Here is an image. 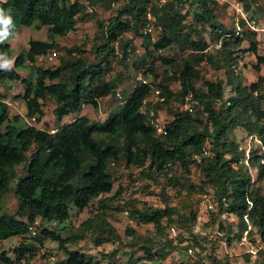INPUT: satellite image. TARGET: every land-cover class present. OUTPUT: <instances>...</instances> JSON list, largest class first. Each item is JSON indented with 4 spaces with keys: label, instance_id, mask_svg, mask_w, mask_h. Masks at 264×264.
I'll list each match as a JSON object with an SVG mask.
<instances>
[{
    "label": "trees",
    "instance_id": "obj_1",
    "mask_svg": "<svg viewBox=\"0 0 264 264\" xmlns=\"http://www.w3.org/2000/svg\"><path fill=\"white\" fill-rule=\"evenodd\" d=\"M115 1L118 0H92L93 12L90 13L81 0H0V8L10 10L14 33L35 21L50 30L51 41L30 40L28 51L17 58L16 67L25 66L26 60L34 64L37 57L45 58L59 47L57 37L75 30L81 18L93 17L98 3L110 5ZM182 1L171 0L163 9H153L162 31L156 41L151 34L142 32L153 0H124L106 21L97 20L94 37L97 53L93 61L75 56L80 50L74 46L67 49L69 57H60L56 68L44 65L34 68L36 82L33 86L16 68L0 69V85L6 80L24 84L22 98L28 116L35 115L40 120L44 116V103L52 97L57 103L54 111L62 118L89 104L97 108L100 98L125 95V88H121L123 71L109 80L105 77L113 74L114 60L127 67L131 54L135 53L132 40H125V35L141 36L145 51L133 61V66L136 70L146 67L144 75H153L151 85L161 89L164 101L154 104L155 115L159 116L163 108L174 115V119L168 121L167 131L159 133L142 112L151 86L136 81L129 95L122 96L120 110L107 119L92 121L83 115L50 133L49 128L29 125L21 115L11 117L0 91V201L12 191L11 185L19 177L14 189L18 200L16 213L0 214V245L13 236L24 238L37 222V234L31 236L34 242H20L15 249L16 261L30 263L37 249L44 247L49 239L58 242L65 252V257L57 264H100L91 254L68 248L69 244L83 240L90 230L96 248L110 242L127 248L123 252L120 248L99 252L107 262L165 264L172 251L192 247L195 253L196 247H202L205 236L192 231L198 220L196 204L202 195H211L217 201L218 212L213 216L229 213L237 217V237L241 238L246 231L252 235L255 228L264 242V75L247 86L237 73L245 52L255 56L254 69L261 70L264 54L260 49L264 41L259 38L261 34L254 31L244 29L237 34L234 20L231 28L220 21L215 10L217 0H191L186 11L180 6ZM240 1L255 15L253 0ZM190 16L193 21L188 23ZM207 34L215 43L214 49ZM244 43H247L246 48H242ZM171 48L178 49H174V56L161 53ZM0 52L10 57V44H0ZM71 54L75 57L71 58ZM160 67L163 73L158 72ZM209 69L225 71L227 78L211 80L207 78ZM174 82L180 84L175 93L171 91ZM227 88L232 91L229 98L225 97ZM188 95L195 101L193 110L177 111L175 103L184 101ZM238 126L260 140V143L254 141L249 157L246 151L240 150L239 143L230 138L229 134ZM25 161L27 174L20 177L16 167ZM112 164L140 168L141 173L151 179L165 177L166 184L158 194L163 207H137L133 203L129 206L130 218L140 224H153L156 235L138 236L133 228H128L127 233L132 238L124 242L104 214L97 213L95 218L80 225V231L64 238L61 233L66 226L63 224L70 217L72 205L84 210L99 198L101 208L111 206L112 198L101 197L113 190ZM193 165L200 172L199 182L190 177ZM177 168L183 174H177ZM252 169L257 171L256 179L252 177ZM168 189L177 191L176 204L172 203ZM117 193L119 195L121 189ZM38 219L58 225L39 224ZM174 226L182 232L176 237L166 234L167 229ZM218 231L226 232L231 242L233 224L227 231L219 224ZM184 232L191 236V243L182 247L186 239ZM121 255H125V261L120 260ZM196 257L192 264H201L200 254ZM211 258L213 264H230L225 259ZM12 263L7 252L1 251L0 264ZM253 264H264V250L259 251L258 260Z\"/></svg>",
    "mask_w": 264,
    "mask_h": 264
},
{
    "label": "rangeland",
    "instance_id": "obj_2",
    "mask_svg": "<svg viewBox=\"0 0 264 264\" xmlns=\"http://www.w3.org/2000/svg\"><path fill=\"white\" fill-rule=\"evenodd\" d=\"M218 4L215 7L218 19L222 21L227 27L232 26L233 16L231 11V6L229 2L226 0H217ZM240 1V0H239ZM184 2V4H183ZM191 0H183L181 8H184L186 11L189 8ZM243 2V1H241ZM124 3V0H118L112 2L108 5V2H100L95 6V11L93 17L86 16L84 19H80L78 25L75 30L70 32L65 36H60L56 38V42L59 45L55 50L58 52V57L52 62H44V58L37 57L34 64H31L26 60L25 66L16 67V60L21 54H26L29 49L30 40H39L44 42H50V30L49 27L44 25H40L38 21H35L31 26H21L14 33V36L10 37L8 40L4 41L0 44H10L11 55L8 57L9 59L14 61L13 67L16 68L17 72L21 75L23 79L27 78L32 86L36 82V76L34 72V68L44 65V67H53L56 68L60 63V57H69L67 53V49L72 47H78L80 51L76 53L75 56H82L87 61H93L96 57V49L94 46L95 36L97 34V20L106 21L110 16L116 13L119 6ZM245 4V2H243ZM258 3L259 6L254 9L256 17L260 20V22L264 23V0H253V4ZM246 7V6H245ZM193 17L190 16L187 18V22L190 23L193 21ZM209 33V29L207 30ZM162 31L158 26L155 33L152 34V39L154 41L158 40L161 37ZM133 38V39H132ZM207 38L212 45L214 41L211 40L209 34H207ZM262 41H264V34L259 37ZM125 40H132V45L135 47V53L131 54L130 61L127 62V67L117 63V61H113V69L112 72L106 76L105 79L109 80L119 71L124 72V79L121 88H125V95L121 94V96L114 97H104L99 99V106L96 108L93 105L89 104L81 109L74 111L68 115H65L62 118H59L55 113V108L57 103L54 98L48 97L47 101L43 105L44 116L41 117L40 120H37L36 125L45 128H58L64 123L73 121L79 116L86 115L92 121H103L120 110V103L123 101L122 99L129 95L132 90V87L137 81L139 76L146 77L148 80L153 82V75L148 74L144 75L146 67H143L139 70H136L133 66V61L139 59L144 53L143 47V37H133L132 34H127L124 37ZM247 43L242 45V48H246ZM177 48L167 49L162 54L167 56H174ZM1 53V52H0ZM260 53L264 54V42L261 45ZM243 57L240 59L239 67L237 69V74L240 76V80L243 84L249 86L252 82H257L260 75H264V66L261 67L260 71L254 69V63H256V58L253 54L248 52L242 53ZM71 54V58L75 57ZM152 59H150L151 62ZM153 62V61H152ZM157 65H160V62H155ZM159 73H163V68L160 67L158 70ZM207 78L209 79H219V78H227L225 75V71H214L213 69L208 70ZM180 84L178 82H174L171 87V91L175 93ZM154 89H160L158 86L153 85ZM161 90V89H160ZM0 91L5 96V99L11 101H18L19 104L13 110L11 117L15 115H21L22 117H27L26 104L23 101V94L25 92V87L22 81L16 80H6L0 85ZM232 91L227 88L226 98L231 96ZM123 96V98H122ZM122 98V99H121ZM183 104V101L175 103V109L177 111L180 110V106ZM264 109V102H263ZM160 116L164 122H168L173 120L174 115L168 113L167 109L163 108L160 112ZM25 120V119H24ZM166 120V121H165ZM230 138L237 141L239 143L240 150H244L247 152L248 145H253L255 141V137L252 138L249 135L248 131L243 126H238L232 130L229 134ZM99 137V136H97ZM27 165V161L23 162L21 165L16 167V172L18 176H25L27 174L25 170V166ZM110 171L114 177L113 190L109 194L103 195L101 198H112V202L110 203V207L101 208L98 203V199L92 201L89 206L84 210L77 209L74 205L70 207V217L66 220L63 226H66V230L62 231L61 235L64 238L73 235L76 233L80 225L88 220L89 218H95L96 214L103 213L107 222L115 229V231L120 235L121 239L126 242V240H131V236L128 235L127 229L133 228L136 232V235L141 236H155L156 227L153 224H140L135 220L130 218V203L135 204L137 207L142 206H154V207H163V201L159 197V192L161 191L163 185L166 184V179L164 176H157L155 179H151L141 173V169L137 167H126L124 164L120 165H111ZM177 174H183L180 168L176 169ZM252 177L256 179L257 171L252 169L251 171ZM190 177L195 182L200 181V172L195 168V166H191ZM171 175V174H169ZM19 178V177H18ZM18 178L12 183V191L6 193L1 201H0V214L9 213L15 214L18 208V200L14 194V189L17 184ZM121 186V188H120ZM264 187V182H263ZM121 189V193L117 195L118 191ZM116 192V193H115ZM168 193L172 197V203H177V191L168 189ZM116 194V195H114ZM116 196V197H114ZM201 200L198 204H196V208L198 211V220L196 224L193 226L192 231L194 234H199L201 236H205V240L203 241L202 247H196V251L194 254L190 255L188 250L181 251H172L169 257L167 258L165 264H171L176 262H189L193 263L194 260L197 259V255L201 256V264H213L211 256L216 257L217 259H225L230 264H253L258 260L259 251L264 250V242L260 238L256 229H253V234L250 233L244 235L239 238L236 236L237 232V224L238 219L235 215L225 213L220 217H215L213 214L218 212L217 201L211 195H202L200 196ZM216 218V221H213ZM48 224L46 220L38 219V223ZM57 226L58 224L55 222H51L48 225ZM222 224L225 227V231H227L228 226L233 224L234 226V234L231 235V242H228L226 232H219L218 226ZM227 228V229H226ZM80 231V230H79ZM180 232H182L181 228L176 226L173 229H167L166 234L177 236ZM92 231L88 230L85 233V238L78 243L69 244L68 248L70 250H80L83 252H87L94 256L96 259L100 260V264H117L114 262H107L106 259L101 257L99 252L103 251L105 253L110 252L115 248H120L121 252L126 250L125 246L117 243H106L101 247L96 248L93 245V236L91 235ZM185 241L182 243V247L187 246L191 243V236L188 232H184ZM207 237V238H206ZM162 239H165V236H162ZM24 240L26 242H34V239L31 236H13L9 239L4 240L0 245V252L6 251L7 255L13 260L12 264H24V260L21 262L16 261L15 249L20 244V242ZM203 248V249H202ZM36 252V251H35ZM256 252V253H255ZM142 254V252H140ZM249 256V257H248ZM65 257V252L59 248L58 242H54L52 240H46L44 247H39L37 249L35 257L30 260V263L25 264H57V262ZM227 258V259H226ZM126 259L125 255H121L120 260ZM119 263H122L120 262ZM125 261V260H124Z\"/></svg>",
    "mask_w": 264,
    "mask_h": 264
},
{
    "label": "built area",
    "instance_id": "obj_3",
    "mask_svg": "<svg viewBox=\"0 0 264 264\" xmlns=\"http://www.w3.org/2000/svg\"><path fill=\"white\" fill-rule=\"evenodd\" d=\"M91 1L92 0H81V2L86 6L87 12H90V13L93 12ZM226 1L229 2V5L231 6L232 16H233L234 25L236 27L237 34H240L244 29L254 31L260 34H264V23L260 22V20L256 17V15L248 11L243 2L239 0H226ZM170 2L171 0H153L152 7L149 8L146 13V24L142 30L144 35H147V34L152 35L155 33L156 29L158 28V25H157L158 16L154 12L153 9L161 10L164 7H166ZM258 6L259 4L255 3L253 4L252 8L256 9ZM57 57H58V52L54 49L50 54H48L44 58L45 59L44 62H52ZM137 81L143 84L150 85L152 89L144 101L142 112L144 114H147L148 121L153 126H155V128L157 129L159 133H165L167 131L168 122L166 120H165L166 122H164V120H162L160 115L156 116L155 109H154V104L157 101H161V102L164 101V98L161 97V90L154 89L153 86L151 85V81L148 80L146 77L139 76L137 78ZM4 102L7 104V107L10 113H12L13 110H15V108L19 104V102L16 100L11 101L8 99H4ZM194 103L195 101L191 95L186 96L185 100L183 101V104L180 106L179 111H192ZM24 119L29 125H33V126L34 125L36 126V123L38 120V118L35 115L24 117ZM172 119H174V117ZM56 130L57 128L56 129L52 128L49 130V132L55 133ZM253 137L254 136H252V138ZM255 141L260 143V140L258 137H255ZM249 153H250V146L248 145L247 152H246L247 157H249ZM36 225H37V222L35 223L34 226L31 227L30 232L28 233V236H34L37 234ZM244 234L247 235L248 231H246ZM188 253L190 255L194 254V250L192 247H189Z\"/></svg>",
    "mask_w": 264,
    "mask_h": 264
},
{
    "label": "clouds",
    "instance_id": "obj_4",
    "mask_svg": "<svg viewBox=\"0 0 264 264\" xmlns=\"http://www.w3.org/2000/svg\"><path fill=\"white\" fill-rule=\"evenodd\" d=\"M14 28L15 25L13 23L12 15L10 14V10L5 11L3 8H0V43H3L4 41L8 40L10 37L14 36V31H13ZM13 64L14 61L9 59L6 54L0 53V69L11 70ZM10 115H12V113H10ZM36 127L42 129L45 128L39 125H36Z\"/></svg>",
    "mask_w": 264,
    "mask_h": 264
},
{
    "label": "crops",
    "instance_id": "obj_5",
    "mask_svg": "<svg viewBox=\"0 0 264 264\" xmlns=\"http://www.w3.org/2000/svg\"><path fill=\"white\" fill-rule=\"evenodd\" d=\"M262 35V34H261Z\"/></svg>",
    "mask_w": 264,
    "mask_h": 264
}]
</instances>
